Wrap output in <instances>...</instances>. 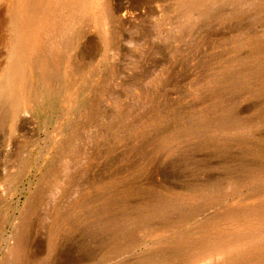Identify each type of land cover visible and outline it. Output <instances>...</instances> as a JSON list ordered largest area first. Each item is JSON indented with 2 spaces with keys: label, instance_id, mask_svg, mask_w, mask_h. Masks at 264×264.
<instances>
[{
  "label": "bare ground",
  "instance_id": "obj_1",
  "mask_svg": "<svg viewBox=\"0 0 264 264\" xmlns=\"http://www.w3.org/2000/svg\"><path fill=\"white\" fill-rule=\"evenodd\" d=\"M233 1L188 0L183 17L210 20ZM237 1V14L264 4ZM110 5V0H0V132L17 148L0 179V264H49L45 255H62L67 264H79L101 251L111 262L146 238L156 240L146 254L113 264H264V31L237 36L228 57L209 60L203 79L208 94L201 85L194 93L201 109L175 107L167 114L150 102L153 95L140 89L157 114L131 116L132 108L124 107L105 123L96 112L100 98L112 93L109 85L101 80L89 91L77 83L83 69L82 40L90 29L103 34L105 24L114 21ZM87 93L86 101H75ZM242 94L262 100L260 114H239L233 99ZM62 105L73 114L56 116L54 129L34 154L33 139L18 133L31 113H46L50 119ZM106 126L119 140L116 134H124L122 143L140 134L135 141L140 147L132 150L136 161L149 147L155 155L176 139L186 143L180 150L184 166L192 151L218 154L235 164H224V178L180 190L134 182L144 168L129 164L132 173L123 177L124 169L114 164V149L104 137ZM100 140L104 146L99 147ZM31 160L33 188L11 223L7 212L14 188L5 194L4 182L17 185ZM229 199L238 200L220 206ZM214 206L220 208L212 216L195 220ZM8 226L12 230L5 237ZM75 235L83 240L74 242Z\"/></svg>",
  "mask_w": 264,
  "mask_h": 264
},
{
  "label": "rangeland",
  "instance_id": "obj_2",
  "mask_svg": "<svg viewBox=\"0 0 264 264\" xmlns=\"http://www.w3.org/2000/svg\"><path fill=\"white\" fill-rule=\"evenodd\" d=\"M187 1L110 0L114 21L111 22L112 24H105L103 34L102 32L99 33L97 28L96 30L90 29L87 36L83 38V69L77 83L80 88H84L83 90L91 89L93 84L101 80L105 85H109L108 88L111 89L112 93L100 98L96 112V114H100L98 119L101 118L106 123L109 114H119V112L126 109L124 107L133 109L128 113L131 116L136 113H147L149 117L157 114L153 111L154 108H151V104L141 98L142 91L149 92L151 96L153 95V100L149 101H153V104H157L167 114H172V109L175 107L184 111L189 109L190 112L191 110L195 112L201 109L202 105L198 104L199 98L194 93L200 91L201 86L205 84L203 79L209 73L206 66L210 62L209 60L219 56L223 59L228 57L229 53L234 51V42L237 36L248 37L260 33L262 30L264 31V4L256 10H249L245 7V13L237 14L238 1L234 0L220 10L221 15L219 16L212 17L209 20L195 15L194 19L189 21L183 17L184 6ZM246 19L248 20L246 21ZM246 51L243 52L246 53ZM134 83L136 84L133 86ZM207 87L208 85L204 86L203 92L206 93ZM83 90L80 89V92ZM242 96L233 99L236 101V109L239 114L246 115L245 117L260 114L262 100L259 101L244 94ZM85 97L89 98L88 93L76 98L75 101H86L88 98ZM229 97L232 100V97ZM197 104L198 106L195 107ZM70 112L73 114L71 108L67 105H62L58 112L52 113L50 119L46 117V113L33 112L30 116L31 120L29 119V123L24 126V130L18 135L27 134L29 138L33 139L35 144L34 154H36L44 144L45 134L52 132L54 129L56 116L58 114H70ZM93 130L94 127H87L86 129L89 132ZM5 132L7 131L5 130ZM24 132L26 133L24 134ZM103 133L106 140L110 141L109 146L114 149L112 154L114 164L117 168L123 167L124 169L122 171L123 177L132 173L131 166L133 164L141 163L139 168H144L143 172L140 178L135 179L134 182L138 181L145 185L151 183L162 188L180 190L190 184H204L213 179L224 178L226 175L223 169L224 164L228 166L235 164L229 162V160L227 162L225 157L218 154H210L207 151H192L187 153L189 157H187L188 164L184 166L181 161L180 150H184L183 147L186 143L176 139L163 145L155 155H150L154 148L149 147L148 153L145 156H138L139 158L136 161V155L132 150L140 147L135 142L137 138H140L138 137L139 133L129 143H122L121 138L124 134L121 132L116 134L120 136V140L117 139L118 137H113L110 127H104ZM13 144H7L5 133L0 132V179L6 161H8L7 158L17 150ZM98 144L99 147L104 146L102 140ZM94 149H97V147ZM127 149H131L129 153H125ZM32 165L33 160L27 164L26 172L18 180L17 185L4 182L5 194L8 192V187L11 190L14 188L9 198L11 209L7 212L11 223H16V216L23 207L27 193L33 188L36 176L28 172L29 167ZM12 172L15 171L12 170ZM229 200L220 206L231 205L236 203L238 199L233 202ZM219 208V206L209 207L196 216L195 220L200 221L212 216ZM11 228L12 226H8L5 229V237L10 235ZM72 238L74 242L83 240L79 235ZM155 243V239L146 238L132 252L123 254L120 257L117 256L114 261L107 262L105 259L108 257H106V251H101L97 252L94 259L89 260L88 257H85L86 259L79 264H113L125 260L134 261L143 256L144 253L146 254L148 248ZM2 246L4 247V245ZM45 256L44 258L49 264H67L65 257L62 255H54V259L52 256Z\"/></svg>",
  "mask_w": 264,
  "mask_h": 264
}]
</instances>
